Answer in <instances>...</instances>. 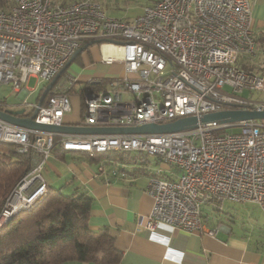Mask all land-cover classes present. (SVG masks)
Wrapping results in <instances>:
<instances>
[{"label":"built area","instance_id":"1","mask_svg":"<svg viewBox=\"0 0 264 264\" xmlns=\"http://www.w3.org/2000/svg\"><path fill=\"white\" fill-rule=\"evenodd\" d=\"M6 2L0 8V86L23 88L27 96L23 86L31 76L49 82L85 40H96L105 63H122L123 75L112 77L110 88L81 89V125L138 126L225 109L264 111V72L242 67L256 55L255 0H158L130 20L107 14L97 0ZM104 44L119 47L120 56L105 57ZM77 81L64 72L35 120L63 123ZM235 127L240 131H228ZM56 137L65 151L143 152L177 167L175 179L164 175L163 166L149 175L153 206L143 223L148 229L162 222L213 235L217 228L207 227L205 206L225 200L264 212V118L210 121L165 133L60 134L0 117V141L17 144L32 159L0 216V228L46 195L43 171ZM97 172L107 178L120 174L103 162Z\"/></svg>","mask_w":264,"mask_h":264},{"label":"crops","instance_id":"2","mask_svg":"<svg viewBox=\"0 0 264 264\" xmlns=\"http://www.w3.org/2000/svg\"><path fill=\"white\" fill-rule=\"evenodd\" d=\"M97 1L104 8V1ZM106 13L117 17L113 13ZM253 24L255 32L259 31L258 28H264V1L260 3L259 0H255ZM89 47L88 52H83L84 50L81 52L83 53L81 66H77L79 70V75H76L77 84H82L84 81H97L95 84H99L106 75H120L118 70L123 69L121 62L105 63L101 60L97 46L93 44ZM108 69L110 71L105 72ZM23 87L27 89L25 85ZM27 90L29 94L32 91ZM14 91L22 99L21 106L15 108L30 104L27 101L29 94L26 96L23 88ZM24 96L27 103L23 101ZM75 96H77V100L74 101L75 111L66 113L63 123L77 124L81 121L83 111L80 92H72L71 100H74ZM0 100L3 102L2 106L6 107L3 99ZM37 102L36 100L31 105ZM7 107L14 108V106ZM28 112H25V115ZM62 151L53 152L49 164L45 165L47 185L51 186L54 181H60L62 183L59 188L68 191L78 189L94 198L89 224L94 229L103 226L109 228L115 246L122 255L118 264H264V222H262L263 229L257 228L258 233L255 236L243 232L241 227L240 229L222 224V221L214 215H205L207 227L217 228L213 235L206 232H188L162 222L157 223L153 229H148L143 223L153 206V198L146 191L148 178L152 172L144 173L140 165L133 167L132 162L127 164L123 160L118 163L121 166H128L130 171H122L124 175L121 172L107 178L97 172L96 166L80 157L79 153L70 151V159H67V154ZM58 157L62 159L60 163ZM155 159L159 161L156 157ZM144 162L147 164L148 161ZM162 166L166 177L175 179L180 174L175 166L166 164ZM140 218H143L142 223ZM63 264H92V262L68 261Z\"/></svg>","mask_w":264,"mask_h":264},{"label":"trees","instance_id":"3","mask_svg":"<svg viewBox=\"0 0 264 264\" xmlns=\"http://www.w3.org/2000/svg\"><path fill=\"white\" fill-rule=\"evenodd\" d=\"M58 1L65 3L69 0ZM6 5V0H0V8H6ZM255 40L261 46L264 59V29L255 32ZM87 42L85 40L82 44ZM89 48L83 52H88ZM82 54L75 60L82 62ZM242 67L253 69L256 66L242 63ZM256 68L264 72V61ZM104 79L105 77L101 81ZM47 83L40 88L37 101ZM88 84L97 89L102 82L92 84L84 81L82 87ZM71 91L79 93L75 87ZM50 95L51 92L46 96L45 104ZM81 106L83 111V102ZM58 139L59 137L55 138L52 153L63 150L57 142ZM72 152L79 153L80 157L96 165V169L103 162L109 169L115 166L119 173L130 171L128 166L118 163L125 160L128 164L131 161L125 159L127 152L113 151L116 156L108 155L104 158V152L92 155L87 151ZM137 155L146 154L137 152L133 159ZM31 168L30 153H20L17 144L0 141V216L7 198ZM93 200L92 196L78 189L68 191L48 186L46 195L31 209L19 211L0 228V264H63L68 261L118 264L122 255L115 246L109 228L103 226L94 229L89 224ZM204 220L206 221L205 215Z\"/></svg>","mask_w":264,"mask_h":264},{"label":"rangeland","instance_id":"4","mask_svg":"<svg viewBox=\"0 0 264 264\" xmlns=\"http://www.w3.org/2000/svg\"><path fill=\"white\" fill-rule=\"evenodd\" d=\"M105 5H104V10L108 13H113L117 17H124L127 19H132L136 17L137 15H140L144 12V7L146 5H150L155 3V1L158 0H103ZM260 3L263 2L264 0H259ZM7 6V5H6ZM264 29V28H263ZM262 28H258V30H263ZM257 31V32H259ZM263 60V54H262V49L259 44L256 42V55L253 56L251 59L250 63H252L254 66L259 67L262 63ZM81 66L80 62L77 60H74L70 66L67 69V72L73 75H79V70H77V66ZM105 67L103 68L102 71H104ZM113 69V68H111ZM256 69V68H255ZM114 70V69H113ZM117 70V69H115ZM110 70H105V72H109ZM119 74L123 75L122 70H118ZM106 78L102 81V84L100 85L98 90L100 89H107L111 87V83L114 81L112 77L113 75H106ZM45 81H40L38 80L37 77L31 76L28 81L25 82V86L27 89H30V94L27 97V101L30 103L29 105H26V112L30 111L32 109L33 103L36 102V98L38 96V92L40 88L44 85ZM75 88L81 91L82 84L78 83L75 85ZM249 93L247 91L244 92V95H248ZM77 96L74 97V100L72 99V110L67 112L70 113L72 111H75V106H74V101H76ZM0 98L3 99L4 101V106H14L18 107L21 106L22 104V99L19 97V94L15 92L11 85H1L0 86ZM240 127H235L233 129L228 128V131H234V132H239ZM64 152V151H62ZM67 152V153H66ZM64 152L67 154V159H70L71 152L66 151ZM137 152L135 151H128L125 155V159H130L132 162V166L136 167L138 165L141 166V171L144 173L148 172H156L157 170L161 169V162L157 161L155 159V156L153 155H137L136 158L133 159L134 155ZM108 155L116 156L115 153H110V152H104L103 158L108 157ZM51 157V155H50ZM48 158L47 162L49 164V159ZM59 163L62 161L60 157H58ZM145 160H147V164H145ZM93 166H96L93 164ZM48 170H50V167L47 165ZM50 172V171H49ZM51 173V172H50ZM44 177L45 173L43 171ZM46 179V177H45ZM60 181H54L51 184V187L54 188H59L61 186ZM12 196L7 198V201L5 203V207L7 204H11V202L14 201L12 199ZM4 207V209H5ZM3 209V210H4ZM3 213V211H2ZM1 213V215H2ZM204 214L208 216H215L216 218H219L222 221V224L231 226V227H236V228H242V231L245 233H251L253 236H255L258 233L259 227L263 229L262 227V222H264V212L256 205L250 204V203H238V202H232L230 200H225L221 205H215V204H208L205 206L204 209ZM260 224V225H259ZM240 228V229H241ZM239 230V229H237ZM94 264V263H92Z\"/></svg>","mask_w":264,"mask_h":264},{"label":"water","instance_id":"5","mask_svg":"<svg viewBox=\"0 0 264 264\" xmlns=\"http://www.w3.org/2000/svg\"><path fill=\"white\" fill-rule=\"evenodd\" d=\"M96 43V40H90L81 45L73 54L71 59L60 69L59 72L45 86L37 105L34 107L30 115H25L26 107L10 108L0 107V117L14 124L44 131L56 132L60 134H77V133H165L176 132L185 129L198 127L202 123L217 121L219 123L235 122L241 120H249L255 118H264V111L257 110H241V109H225L220 111H210L202 115H188L177 118L168 122H146L138 126H85L79 123L69 124H49L37 122L35 116L39 106L42 105L46 96L50 92L54 83L60 78L75 58L86 48ZM93 84L97 81H92ZM15 215V213L13 214Z\"/></svg>","mask_w":264,"mask_h":264},{"label":"bare ground","instance_id":"6","mask_svg":"<svg viewBox=\"0 0 264 264\" xmlns=\"http://www.w3.org/2000/svg\"><path fill=\"white\" fill-rule=\"evenodd\" d=\"M103 50H104V54L105 57H109V56H120L121 51L120 48L117 46H113V45H109V44H104L103 45Z\"/></svg>","mask_w":264,"mask_h":264}]
</instances>
